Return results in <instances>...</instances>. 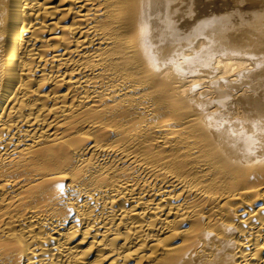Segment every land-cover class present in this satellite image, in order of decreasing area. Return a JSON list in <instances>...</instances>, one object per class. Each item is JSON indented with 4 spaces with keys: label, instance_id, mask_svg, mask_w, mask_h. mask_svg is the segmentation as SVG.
Listing matches in <instances>:
<instances>
[{
    "label": "bare ground",
    "instance_id": "obj_1",
    "mask_svg": "<svg viewBox=\"0 0 264 264\" xmlns=\"http://www.w3.org/2000/svg\"><path fill=\"white\" fill-rule=\"evenodd\" d=\"M0 264H264V0H0Z\"/></svg>",
    "mask_w": 264,
    "mask_h": 264
}]
</instances>
